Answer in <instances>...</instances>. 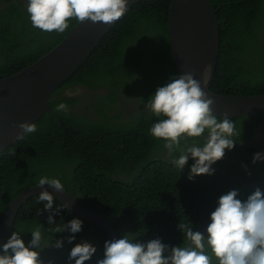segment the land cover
<instances>
[{"label":"trees","instance_id":"1","mask_svg":"<svg viewBox=\"0 0 264 264\" xmlns=\"http://www.w3.org/2000/svg\"><path fill=\"white\" fill-rule=\"evenodd\" d=\"M210 2L220 21V53L210 89L230 95L264 94V0ZM171 4L172 0H140L132 5L54 92L55 113H43L34 121L35 133L22 135L0 152V223L8 204L47 176L59 179L80 204L110 218L119 238L129 233L143 242L160 238L179 246L184 227L197 231L221 195L236 189L244 200L252 193L217 174L189 180L194 161L190 158L182 170L177 169L164 154L163 142L149 134L157 118H151L144 104L179 74L171 55ZM78 22L71 18L64 33L43 32L32 27L23 4L0 6V79L37 61ZM76 86L102 89L104 94L90 95L85 111L77 110L81 92L77 96L66 92ZM135 101L141 108L127 114L122 103L132 107ZM61 102L67 111H57ZM53 200L59 211L50 213L43 211L46 202L39 201V194L30 197L21 206L13 231H23L26 244L31 239L28 231L37 227L45 239H65L63 248L50 246L40 252L43 264H67L71 249L81 244L96 250L90 262L95 264L103 257L106 230L66 208L55 195ZM50 214L55 225L48 224ZM72 219L82 227L68 245V232L52 229Z\"/></svg>","mask_w":264,"mask_h":264},{"label":"clouds","instance_id":"2","mask_svg":"<svg viewBox=\"0 0 264 264\" xmlns=\"http://www.w3.org/2000/svg\"><path fill=\"white\" fill-rule=\"evenodd\" d=\"M128 2L26 0V11L33 28L64 33L71 18L113 25L126 14ZM213 103L202 90L201 81L188 73L170 77L169 82L158 87L144 104L151 118H157L148 130L149 134L163 142L164 154L170 163L182 170L190 158L194 161L189 180L212 175L215 171L212 166L224 157L225 150H233L237 144L235 137L241 135L227 116L213 114ZM61 110H68L63 102L57 105V111ZM18 126L23 130L22 135L37 131L34 123L22 122ZM257 162H264V152L254 154L252 163ZM38 185L64 191V185L57 178L43 176ZM238 197L236 189L221 195L204 232L194 231L193 226L184 227L183 242L179 246H169L160 238L143 242L126 233L118 239L106 240L103 257L95 264H264V190L256 188L244 200ZM39 201L46 202L43 211H59V208L54 209L53 194L47 189L40 192ZM56 223L54 215L50 214L48 224ZM81 227L77 219H72L52 231H67L66 243L72 245L80 235ZM28 232L31 239L27 244L21 237L23 231H13L6 242L0 244V264H43L39 257L44 248L60 249L65 245L63 237L45 239L40 227ZM95 251L86 244L74 247L69 252L67 264H90Z\"/></svg>","mask_w":264,"mask_h":264},{"label":"water","instance_id":"3","mask_svg":"<svg viewBox=\"0 0 264 264\" xmlns=\"http://www.w3.org/2000/svg\"><path fill=\"white\" fill-rule=\"evenodd\" d=\"M139 1L129 0L126 12ZM116 23L78 22L61 42L37 61L0 79V152L21 137L20 123H34L46 111L55 113L51 106L54 92L74 75ZM169 30L171 55L178 73H191L194 79L201 81L202 90L214 101L213 114L227 116L230 120L245 115L264 116V94L230 95L210 89L220 53V21L210 0H172ZM44 189L81 218L103 227L108 241L119 238L110 218L83 206L66 189L57 191L48 185L43 188L34 185L7 205L0 223V244L10 237L21 206Z\"/></svg>","mask_w":264,"mask_h":264},{"label":"flooded vegetation","instance_id":"4","mask_svg":"<svg viewBox=\"0 0 264 264\" xmlns=\"http://www.w3.org/2000/svg\"><path fill=\"white\" fill-rule=\"evenodd\" d=\"M8 2L17 5L23 4L24 9L27 7L26 0H0V6H6ZM70 89L72 90V88ZM70 89H67L66 92L71 95L77 96L81 92V101L76 106V109L81 111H85L84 109L89 105L91 101L90 95L104 94L102 89H86L82 86H76L74 91H70ZM118 101L120 102V99ZM128 102L122 104L129 115L136 113L141 108V103L138 101H135L132 107L131 105L127 106ZM245 117L248 116L239 117L238 120L234 121L235 129L237 132H241L240 136L237 135L235 137L236 146L231 151L225 150L224 157L212 167L215 169L213 174H217L219 178L229 181L230 183L228 184L253 192L256 188L264 189V162L252 163L255 153L264 152V116ZM213 183L217 184L216 181ZM207 223L208 220L204 218L197 230L204 232Z\"/></svg>","mask_w":264,"mask_h":264}]
</instances>
